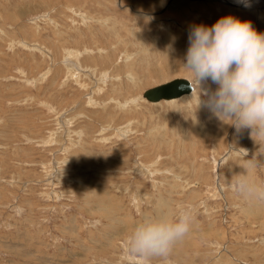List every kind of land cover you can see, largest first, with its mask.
<instances>
[{"label":"rangeland","instance_id":"1","mask_svg":"<svg viewBox=\"0 0 264 264\" xmlns=\"http://www.w3.org/2000/svg\"><path fill=\"white\" fill-rule=\"evenodd\" d=\"M249 5L0 0V264H264V200L235 187L246 170L264 185V137L213 116L198 84L142 97L194 82L192 26L232 15L264 33V0ZM185 210L167 256L129 252L138 223Z\"/></svg>","mask_w":264,"mask_h":264},{"label":"clouds","instance_id":"2","mask_svg":"<svg viewBox=\"0 0 264 264\" xmlns=\"http://www.w3.org/2000/svg\"><path fill=\"white\" fill-rule=\"evenodd\" d=\"M238 2L250 6L249 0ZM188 45L182 64L194 77L187 87L191 92L194 83L201 88L204 99L200 105L218 120L232 121L237 133L251 129L252 138L264 137V33L258 32L250 21L228 15L211 26H192ZM184 87L181 85L180 89ZM237 175L238 194L264 200V185L249 180L247 170ZM191 226L192 217L187 210L175 219L163 214L146 217L135 226L128 250L144 258L167 256L188 235Z\"/></svg>","mask_w":264,"mask_h":264},{"label":"water","instance_id":"3","mask_svg":"<svg viewBox=\"0 0 264 264\" xmlns=\"http://www.w3.org/2000/svg\"><path fill=\"white\" fill-rule=\"evenodd\" d=\"M189 80L187 78H175L168 82L147 88L143 91L142 97L150 102H158L160 100L176 99L184 94H190L191 88L187 87ZM181 85H185L183 90Z\"/></svg>","mask_w":264,"mask_h":264},{"label":"bare ground","instance_id":"4","mask_svg":"<svg viewBox=\"0 0 264 264\" xmlns=\"http://www.w3.org/2000/svg\"><path fill=\"white\" fill-rule=\"evenodd\" d=\"M143 7V6H142ZM143 9V8H142ZM177 78H183V77H177ZM172 80V79H171ZM189 81H191L190 79H188ZM168 81H170V80H168ZM161 84V83H160ZM195 89H196V86H195V83H194V86H193V91L190 93V94H192V93H194V91H195ZM189 94V95H190ZM184 96H186V95H184ZM141 99H143V98H141ZM144 100V99H143ZM146 100V99H145ZM172 100H176V99H169V100H165V101H171L172 102ZM154 103H156V102H154Z\"/></svg>","mask_w":264,"mask_h":264}]
</instances>
